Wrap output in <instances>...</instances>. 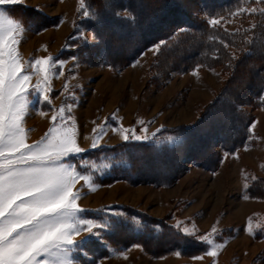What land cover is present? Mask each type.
I'll use <instances>...</instances> for the list:
<instances>
[{
  "label": "rangeland",
  "instance_id": "obj_1",
  "mask_svg": "<svg viewBox=\"0 0 264 264\" xmlns=\"http://www.w3.org/2000/svg\"><path fill=\"white\" fill-rule=\"evenodd\" d=\"M24 2L34 8L31 16H21L24 20L7 13V2L0 4L5 15L0 19L6 45L4 56L0 54L5 133L15 79L11 67L25 69L29 59L22 51L13 64L14 45L22 39L63 40L61 48L81 53L62 51L52 65L57 71L63 67L64 74L48 76L47 84L34 77L41 76L38 69L26 70L27 86L12 96L26 144L40 141L59 125V116L53 121L52 115L63 109V123L75 129L81 148L57 161L81 177L74 185L80 208L70 218L79 234L70 244L61 242L41 252L38 264H264V101L248 100L243 90L251 79V63L244 61L245 70L239 63L249 50L255 52L254 61H264V0H232L225 12L213 11L209 18L217 21L221 37L209 48L214 57L209 53L206 66L189 69H184L189 60L178 47L161 42L146 45L124 68L104 62V52L98 51L100 34L109 42L108 27L119 34L129 31L140 0H106L100 14L85 0ZM201 10L197 13L204 19ZM37 17L42 25L54 23L38 29L33 21ZM156 44L159 49L153 48ZM228 75L232 79L225 85ZM125 131L128 139L158 140L156 149H147L154 154L146 158L142 153L128 179L95 181L93 170L107 162L97 163L82 153L127 140ZM4 151L5 160L11 159ZM126 209L173 226L179 242L159 239L143 246L129 244L143 239L107 234L112 216ZM88 220L96 222L91 231L80 224Z\"/></svg>",
  "mask_w": 264,
  "mask_h": 264
},
{
  "label": "snow or ice",
  "instance_id": "obj_2",
  "mask_svg": "<svg viewBox=\"0 0 264 264\" xmlns=\"http://www.w3.org/2000/svg\"><path fill=\"white\" fill-rule=\"evenodd\" d=\"M6 2L9 0H0V4ZM4 16L0 13V19ZM216 22L215 19L211 21L213 24ZM5 46L0 37L2 57ZM160 46L156 44L153 48L159 49ZM41 59L47 64L49 58ZM19 70V64L12 65L11 73L15 79L9 89L8 109L11 119L7 133L2 115L4 105L0 104V264H38L36 258L41 252L48 253L61 242L70 244L79 234V227L70 218L80 208L76 202L79 192L74 191V185L81 177L65 165L57 163L68 151L81 150L75 129L63 123L61 109L60 113L54 112L52 115L53 121L59 116V125L51 127L40 141L31 145L25 143L24 130L19 125L17 110L12 103V96L27 86V76L23 79L15 76ZM47 82L48 77L45 76L44 83ZM44 91H48V88ZM128 138L125 131L124 139ZM5 149L11 159L5 160ZM85 223L88 225L86 230L91 231L96 222L80 221V224ZM212 255H216L215 251Z\"/></svg>",
  "mask_w": 264,
  "mask_h": 264
},
{
  "label": "trees",
  "instance_id": "obj_3",
  "mask_svg": "<svg viewBox=\"0 0 264 264\" xmlns=\"http://www.w3.org/2000/svg\"><path fill=\"white\" fill-rule=\"evenodd\" d=\"M85 1L95 13L100 14L105 9L106 0ZM187 1L140 0L138 11L136 10L135 14V21L129 31L119 34L118 31L108 27L109 35H111L109 42H105V38L100 34L99 46L101 49L98 51L102 50L104 52L102 55L104 62L117 69L124 68L140 54L146 45L163 42L165 45L173 43L171 45L172 49L178 47L177 50L179 51H176L182 52L183 58L191 60L192 65L188 61L185 63L184 69H189V66L192 68L194 65L206 66L205 61L209 53L211 57H214V53L209 48L221 39L217 33L220 26L211 23L209 16L214 14L213 11L225 12L226 8L231 6L232 0ZM6 8L15 18L22 20L24 19L21 16L28 17V14L31 16V12L34 11V8L22 4H9ZM200 8L202 9L201 12L204 10L207 16L204 19L198 16L199 13L197 12ZM37 19L38 17L33 18V21L37 24L38 29L54 23L48 22V24L42 25L37 22ZM199 41L201 43L196 47L195 44ZM254 55L255 52L249 50L239 62L242 63L241 69L245 70L244 61L248 59L252 68V75L249 76L251 79H249L248 86H245L243 91L248 95V100L257 98L264 101V61L259 59L254 61ZM221 65H225L224 62H220ZM236 66L237 64L233 65L232 71L236 70ZM230 79H232L231 75L226 76L225 85L229 83ZM157 135L161 136L162 134L158 133ZM157 143L158 140L153 142L152 140L127 139L117 144L92 148L82 154L97 163L107 162V165H104L100 170H93L95 181L116 180L117 178L128 179L129 174L134 171L132 169L134 161L136 163L137 158L142 160L143 154L146 155V158L151 157L154 153H148L149 150L147 149H156ZM137 163L139 165L140 162ZM100 165L102 166V164ZM110 222L111 225L108 227L107 234L125 235L129 239H143V241H134L129 244L137 242L144 246V244L147 245V241L156 242L159 239H164L170 245H173L175 241L179 242L177 240L179 234L175 232L173 226L147 215L143 216V214L130 212L127 209L123 215L112 216ZM116 242L120 245L125 244L119 240Z\"/></svg>",
  "mask_w": 264,
  "mask_h": 264
},
{
  "label": "crops",
  "instance_id": "obj_4",
  "mask_svg": "<svg viewBox=\"0 0 264 264\" xmlns=\"http://www.w3.org/2000/svg\"><path fill=\"white\" fill-rule=\"evenodd\" d=\"M9 4H22V5H25L27 3H25L24 0H9V2H7L4 5L7 13L11 17L15 18L11 13H9V11L6 8L7 5H9ZM63 20H62L60 25H62V23H64ZM27 46L30 47V48L26 50L25 48H27ZM14 47L15 48L13 50V58H12L13 64H14V62H17L16 58L18 59V55L21 54L22 51L25 52L22 55H24L25 57L29 58L28 62L27 61L24 62L25 64L28 63L25 66V69L23 68V69L19 70V72H17L21 77L29 76L30 73L26 74L25 71L26 70H28V72H29V70L33 71L35 68L38 69V73H41L40 74L41 76L34 75V77H40V78H44L45 76L52 77L53 74L56 73V72H60L59 73V75H60L59 77H62L63 74H64V68L63 67L60 68V71L54 70V66L52 65V61L54 59H55V61L60 59L62 51H67V49H69V51L79 52V51H76L75 48H65V46H64V48H61V47H63V40L52 43L51 40H43V39H41V40L28 41V40L22 39L21 41H18V43L15 44ZM76 54H77V56L81 55L80 52L79 53H74V55H76ZM74 55H72V56L74 57ZM42 57H48L49 58L48 61H47V64H45V62L41 59ZM38 61H39V63H38ZM20 71L22 73H20ZM15 76H16V73H15Z\"/></svg>",
  "mask_w": 264,
  "mask_h": 264
}]
</instances>
